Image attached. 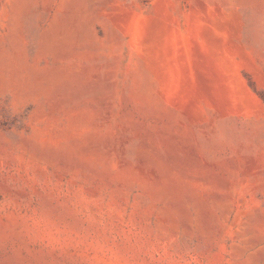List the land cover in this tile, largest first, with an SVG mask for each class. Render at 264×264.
<instances>
[{
  "label": "rangeland",
  "instance_id": "obj_1",
  "mask_svg": "<svg viewBox=\"0 0 264 264\" xmlns=\"http://www.w3.org/2000/svg\"><path fill=\"white\" fill-rule=\"evenodd\" d=\"M0 264H264V0H0Z\"/></svg>",
  "mask_w": 264,
  "mask_h": 264
}]
</instances>
